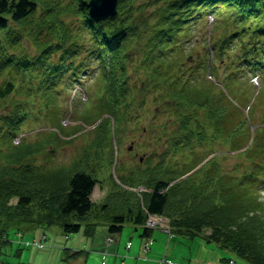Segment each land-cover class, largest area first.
I'll return each instance as SVG.
<instances>
[{"label":"trees","instance_id":"obj_1","mask_svg":"<svg viewBox=\"0 0 264 264\" xmlns=\"http://www.w3.org/2000/svg\"><path fill=\"white\" fill-rule=\"evenodd\" d=\"M88 1L0 0V244H9L10 229L92 238L100 224L119 235L131 223L150 237L144 223L156 215L175 235L194 239L207 228L220 249L264 264V0H119L117 14L97 22ZM208 16L200 56L186 44ZM93 56L101 104L65 126L60 86L68 96L77 82L68 71L76 62L91 67ZM160 114L167 117L157 124ZM37 118L50 129L29 141L26 125ZM85 125H94L90 142L70 164L36 162ZM131 128L148 149L144 162L114 166L123 185L96 206L98 173L104 161L113 166L112 135L120 144ZM217 145L228 153L213 156ZM232 152L238 162L225 169ZM140 182L149 191L138 197L131 187ZM62 252L66 262L82 253Z\"/></svg>","mask_w":264,"mask_h":264},{"label":"rangeland","instance_id":"obj_2","mask_svg":"<svg viewBox=\"0 0 264 264\" xmlns=\"http://www.w3.org/2000/svg\"><path fill=\"white\" fill-rule=\"evenodd\" d=\"M63 1L65 2L69 0ZM75 20L78 21L77 19ZM212 22L213 18L211 16H208L203 22L198 24L190 41L186 44L187 49H193L194 54H198L201 56V54L203 53L202 43L205 37H207L210 33V25L212 24ZM27 52L29 54H32L36 51L32 47L28 46ZM85 53L86 52L83 51L82 56H85ZM94 58L95 57L93 56V58H91V61L95 60ZM78 65L79 62H76L74 64L72 69L68 71V76L72 73H75L77 83L81 85L85 90L80 86H73V88H70L68 90V96L67 93L63 91L65 100L62 103V107L64 110L63 123L65 126H70L75 123V120H77L78 118V112L80 111L98 110L103 96L102 81L100 79L99 70L94 68V61L92 64H90L91 67H78ZM210 79L215 80L213 77H211ZM33 81L34 80L32 79L31 82ZM256 82L257 81H255V83ZM218 86L221 87V85L219 84ZM84 91H86L89 98ZM18 97L25 98L23 95H20ZM36 101H38V98L36 99ZM146 105L151 106L152 109H157L153 104H151L150 99L147 100ZM38 106L39 104L35 106V109H37ZM165 117H167V115L160 114L159 119H157V124L161 123ZM145 119L146 121H144L140 125V128L145 127L150 118L146 116ZM125 125L127 126V124ZM85 127L86 129L77 133L79 134V136H76V138L71 143L64 144L62 147L57 149L53 153V157L51 155L50 157L37 155L36 162L40 164L41 162L45 161L50 165L70 164L73 158L81 153L82 148L90 142L89 140L92 134L90 129L93 128V126L85 125ZM252 127L253 129L251 130L253 132L256 127ZM49 129L50 125L47 121H43L37 118L35 121H31L26 125L25 135L28 137L27 139L29 141H33L38 137L39 133L45 132ZM84 131L87 132L84 133ZM140 132V130L134 131L132 128L127 130L120 144L117 142L118 135H112L113 166L111 167L110 165H107L104 161L101 171L98 173L99 182L94 186V190L92 193V200L94 201L96 206L104 203V201L106 200V195H108L110 191H117V187H119L117 186V183L120 186L123 185L120 181L122 180V178L118 174V172H120L121 170L118 169V171L115 173L114 166L128 167L131 163L137 162L140 157H142L141 162H144L143 157L145 156L146 150L148 149L137 146L138 141H140L142 137ZM216 150L217 151L213 154V156H220L228 153L226 148L222 147L221 145H217ZM232 154L235 153H230V156L226 157L223 162V167L225 169L233 167V165L238 162V156ZM221 157L222 156H220V158ZM220 158L218 160V163L220 162ZM21 160H23L24 162H30L32 160V157H28L26 159L21 158ZM127 167L123 168L125 169ZM136 184V187L131 188L136 192L138 197H141L142 192L149 191V189L142 185L141 182ZM262 195L264 197V190L262 192ZM10 200L12 207L17 205V196L12 197ZM152 217L153 221L156 222L153 226H150L152 228H156L152 231H159L166 235L163 245H160V250H154V252L158 253L157 260L160 259L164 253H166L167 257L171 259L174 264H249L244 259L236 256L234 252L227 249H220L216 244L208 241L206 235L210 233V230L207 228L204 229L194 239L181 237L175 234H173L172 237H168L169 232L166 233V228L164 227V225H162V223H169L168 219H159V217L156 216ZM135 228L136 227L131 223H127L122 231V237L128 240H131L130 237H136V239H138L139 234H136L135 232L134 236L132 233L135 231ZM9 231L11 232L5 235V237H7V239L9 240V244H0V264H100L101 256H97V253L93 249L92 252L88 254V256H82L81 258L76 257L74 258L75 260L73 259V262L64 261L66 257L63 254L62 250L64 248H75L76 246L74 244L80 243V240H78L79 238L82 239V244L83 242L92 241L94 242L92 246H100L102 244L101 242L103 236H107V228L103 224H100L97 227V231L92 238L85 237L82 232L72 234L71 236L67 237L59 233L56 228L47 230L40 228L35 231H24L21 229L14 231L13 229H10ZM44 231L47 232L48 239L43 241V246L34 244L33 241H38L39 239H41ZM19 232H21L20 235L23 239L19 237ZM168 239H170V242L166 246ZM26 240L30 243L23 244L24 242H27ZM120 250L123 249L120 248ZM122 254L123 256H128L124 252ZM151 255L152 253L150 254V256ZM85 258L87 259L85 260ZM131 258L132 254L129 252V256L127 258H124L125 264H131ZM120 260L121 258H119V261Z\"/></svg>","mask_w":264,"mask_h":264},{"label":"crops","instance_id":"obj_3","mask_svg":"<svg viewBox=\"0 0 264 264\" xmlns=\"http://www.w3.org/2000/svg\"><path fill=\"white\" fill-rule=\"evenodd\" d=\"M141 231H142L141 228H137V229L135 228V231L132 232L134 236H135V232L136 234H139L138 239H136V237H130L131 240L125 239L122 237L123 232L117 235V243L113 245L110 249H108V254L106 255L105 261L104 260L102 261L103 254L101 253V250L104 247L105 235L103 236V239L101 242L102 244L100 246H92V244L94 243L92 241L83 242L82 244V239L79 238L78 240H80V243L74 244L76 247L72 248L71 252L75 250L82 251V253H80L77 257V258H81L82 256H88V254L91 253L93 249L97 253V256H101L100 264H120L121 262L119 261V258L123 257L122 253L124 252L129 256V252H130L132 254V258L130 259L131 264H158V260H157L158 253L154 252V250H160V247H161L160 245H163L166 235H164V233L159 232V231H153L150 236V238L153 240V244L151 245L150 249L147 251L144 248L147 237H142L140 235ZM132 239H133V242H132ZM126 241L127 242L131 241V245L129 246L128 249H126V245H127ZM120 248H122L123 250H120ZM153 252L156 254H154ZM151 253L152 255L150 256ZM128 256H125V257L127 258ZM86 259L87 258H85V260ZM124 264H125V260H124Z\"/></svg>","mask_w":264,"mask_h":264},{"label":"water","instance_id":"obj_4","mask_svg":"<svg viewBox=\"0 0 264 264\" xmlns=\"http://www.w3.org/2000/svg\"><path fill=\"white\" fill-rule=\"evenodd\" d=\"M118 1L119 0H89L87 5L90 19L99 21L115 15L118 12Z\"/></svg>","mask_w":264,"mask_h":264},{"label":"built area","instance_id":"obj_5","mask_svg":"<svg viewBox=\"0 0 264 264\" xmlns=\"http://www.w3.org/2000/svg\"><path fill=\"white\" fill-rule=\"evenodd\" d=\"M161 219V218H159ZM156 222L153 221V217L152 216H149L148 217V220H147V225L148 226H153ZM162 225H164V227L166 228V230H169V227L165 224V223H162ZM165 264H170L169 261H164Z\"/></svg>","mask_w":264,"mask_h":264}]
</instances>
